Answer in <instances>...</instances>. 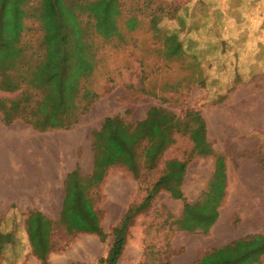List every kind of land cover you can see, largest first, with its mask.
I'll return each mask as SVG.
<instances>
[{
    "label": "rangeland",
    "instance_id": "obj_1",
    "mask_svg": "<svg viewBox=\"0 0 264 264\" xmlns=\"http://www.w3.org/2000/svg\"><path fill=\"white\" fill-rule=\"evenodd\" d=\"M39 1L28 0L24 5L26 40L43 34L39 21L27 17V11L33 14ZM120 7L119 31L109 41L88 26L87 37L95 45L97 64L93 75L81 85L100 95L90 111L70 129L40 132L22 120L13 122L14 126H27L32 135L44 139L78 137L70 149L65 144L64 161H58L65 172L79 166L81 176L88 178L94 162L92 134L101 129L106 118L120 116L137 123L146 119L151 108L160 107L185 124L174 133V143L165 149L156 169L147 170L142 157L137 175L123 166L112 167L101 184L89 189L105 239L88 233L69 235L57 224L53 234L56 248L48 255V264H103L101 260L108 257L114 243V229L130 208L145 201L162 177H167L162 190L129 223L118 264H198L213 252V232L220 229L221 213L229 208L230 185L241 163L252 162L264 173V129H259L264 128V110L262 116L254 114L255 105L264 109V46H249L264 45V40L237 39L225 44L216 39L227 31L264 32V0H120ZM133 17L139 23L131 30L128 21ZM81 19L84 24L93 23L89 13ZM173 36L182 46L180 54L171 51ZM19 94L0 90V99L9 103ZM219 116L224 119L216 120ZM211 117L214 127L242 134L219 130L212 140L208 137ZM13 124L5 125L0 112V127ZM14 156L10 160L12 173L19 170ZM177 163H186L181 176L177 175ZM3 166L6 170L5 163ZM7 179L8 174L0 177V189ZM175 191L182 192L191 206L189 211ZM212 208L216 212L210 214ZM229 210L226 225L237 230L243 213L238 208ZM0 211L1 231L14 236L13 243L0 253V264H42L32 252L26 230L31 210L4 202ZM51 219L59 223L60 216ZM263 241L264 236L254 235L242 240ZM227 247L220 248V253L212 256L215 261H210L226 264ZM249 264H264V254H254Z\"/></svg>",
    "mask_w": 264,
    "mask_h": 264
},
{
    "label": "trees",
    "instance_id": "obj_2",
    "mask_svg": "<svg viewBox=\"0 0 264 264\" xmlns=\"http://www.w3.org/2000/svg\"><path fill=\"white\" fill-rule=\"evenodd\" d=\"M27 1L0 0V90L20 91L19 96L9 103L0 99L3 122L9 126L22 120L40 132L70 129L80 122L100 96L81 85L93 75L97 64L95 45L87 37L88 26L106 41L117 35L118 18L122 15L120 0H40L33 14L27 11V17L36 18L43 31L36 40H26L24 36V5ZM85 13L93 18V23H83L81 17ZM138 23L137 18H131L129 29L134 30ZM170 40L172 53L180 54L182 46L177 36ZM184 124L185 121L174 113L160 107L151 108L146 119L137 123L126 122L120 116L106 118L101 129L92 134V174L83 178L78 166L66 177L59 223L37 210L28 212L25 225L30 246L41 263L48 264V255L56 248L53 234L57 224L64 226L69 235L96 234L104 240L106 235L100 225L99 212L88 195L89 189L101 184L112 167L123 166L137 175L142 157L147 170L156 169L165 149L174 143V133ZM141 148L142 154L139 153ZM177 165L180 167L177 175L181 176L186 163ZM166 179L158 180L145 201L130 208L114 229V243L108 257L101 260L103 264H118L129 223L147 208L164 187ZM174 194L177 199L185 201V210L189 211L191 206L182 192L175 191ZM215 212V208L210 210V214ZM13 241L12 233L0 229V253ZM225 249L226 264H249L254 254H264V241L245 243L241 240ZM219 253L213 251L198 264H213L210 258Z\"/></svg>",
    "mask_w": 264,
    "mask_h": 264
},
{
    "label": "crops",
    "instance_id": "obj_3",
    "mask_svg": "<svg viewBox=\"0 0 264 264\" xmlns=\"http://www.w3.org/2000/svg\"><path fill=\"white\" fill-rule=\"evenodd\" d=\"M217 40L235 41L237 39L264 40V32L260 33H233L223 32ZM250 47L264 46L250 44ZM218 125V123H216ZM215 120L209 121L208 137L212 140L221 132L231 135L242 134L239 130H224L214 127ZM13 127V128H12ZM218 129V131H217ZM257 129V128H256ZM264 129V128H259ZM31 131V129H29ZM23 127H0V177L8 174L6 185L0 189V204L9 202V206L16 205L20 210H37L48 218H58L61 215L64 194L63 184L70 173L65 172V166L58 160L64 161L65 144L68 149L78 141L75 139L40 138L32 135ZM221 135V134H220ZM66 148V150H68ZM15 155V156H14ZM17 159L18 171H10V160ZM62 158V159H61ZM4 163L7 169H4ZM252 162H243L234 176L231 185L229 208H238L242 211L243 222L237 230L227 227L229 208L222 211L221 227L213 232L212 251L227 247L234 242L250 236H264V176ZM264 174V173H262ZM261 179V180H260ZM247 184V185H246ZM246 191V193H244ZM3 212L0 211V214ZM52 220V219H51ZM230 231H229V230ZM233 233V234H232Z\"/></svg>",
    "mask_w": 264,
    "mask_h": 264
},
{
    "label": "bare ground",
    "instance_id": "obj_4",
    "mask_svg": "<svg viewBox=\"0 0 264 264\" xmlns=\"http://www.w3.org/2000/svg\"><path fill=\"white\" fill-rule=\"evenodd\" d=\"M255 110H256V111L254 112V114H255L256 116H262L261 113H262L263 110H264L263 107H262V105H257V106L255 105ZM218 118H219V119H218ZM217 119H218V120H220V119L222 120V119H224V117H223V116H219V117H216V120H217Z\"/></svg>",
    "mask_w": 264,
    "mask_h": 264
}]
</instances>
